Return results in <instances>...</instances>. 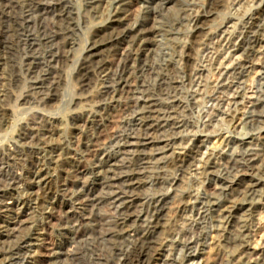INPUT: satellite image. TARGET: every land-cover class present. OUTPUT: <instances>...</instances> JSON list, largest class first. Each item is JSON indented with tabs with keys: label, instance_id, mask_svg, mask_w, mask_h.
Segmentation results:
<instances>
[{
	"label": "rangeland",
	"instance_id": "obj_1",
	"mask_svg": "<svg viewBox=\"0 0 264 264\" xmlns=\"http://www.w3.org/2000/svg\"><path fill=\"white\" fill-rule=\"evenodd\" d=\"M26 4L0 0V264H122L163 201L179 207L152 264H231L217 233L241 215L229 223L221 204L253 169L230 158L264 152V64L251 50L264 0ZM111 36L113 61L97 68L90 50ZM259 192L248 261L264 259Z\"/></svg>",
	"mask_w": 264,
	"mask_h": 264
},
{
	"label": "bare ground",
	"instance_id": "obj_2",
	"mask_svg": "<svg viewBox=\"0 0 264 264\" xmlns=\"http://www.w3.org/2000/svg\"><path fill=\"white\" fill-rule=\"evenodd\" d=\"M87 1H88L89 5L91 7H93L98 0H87ZM26 2H28V4H26V5H29V6H32V7L34 5L35 6L36 5L37 6L40 5L39 4V0H26ZM119 19H121V18H119ZM124 19H126V17ZM205 19L206 18L204 16L203 19L201 18V19H199L197 21L196 30H195L197 35L201 34V32L203 31L204 24H205ZM125 23H123V24H125ZM68 29H69V26H68ZM116 38L117 37L114 38L113 36H111L108 39H98V40H96L94 42V44H93V46H92V48L90 50V55H91V57L94 58L93 60L96 61L95 65L97 66V68L99 67L100 69H104L105 67H108V65L113 61L112 58H113V56H115L116 52H114V51L111 52L112 50H111L110 47L113 44L112 42ZM257 40L255 39V43L252 45L251 50L254 51V52H259L262 55L261 62H262V64H264V42L261 41L263 39H261V40L259 39L258 41ZM108 50H111V51H108ZM257 58H259L258 55H257ZM248 62H249V59H248ZM256 62H254V63L257 64ZM252 65H253V63H252ZM91 66H92V62H88V63L85 64V69H83L84 73L82 75V77H84V78H82L83 82H86L85 77H87V75L89 74V71L92 69ZM250 67H252L251 64H250ZM253 67H254L253 69L257 68L256 65H254ZM251 70H252V68H251ZM255 73H257V71ZM255 73L253 74L254 76L256 75ZM251 80H252V78H251ZM122 87L124 88L125 85H122ZM4 113H3L2 116L6 117V115ZM263 116H264V111H263ZM3 125H4V123H3ZM257 143L264 144V139L259 141V142L257 141ZM249 148H251V147H249ZM230 160L232 161V164L233 163L242 162L245 165L247 163V164H249L252 167L253 171L251 173L246 172L243 176L241 175L242 179L244 181V184H245V188H244L245 191L244 192H242L243 190L241 191L243 193L241 198L240 199L239 198L235 199V197L234 198H229L228 197L229 199L226 202H224L223 204H221V212H222V214L227 216V218L229 219L228 220L229 223L231 222L230 221L231 219H233L235 217L237 218L239 215H241V217H238L239 220H237L238 221L237 226H235L234 224L231 223V225L235 226L234 231L231 232V233H229L227 231V229L225 228L224 224L221 222V224H219V225H221L220 226V232H219L220 235L217 233V239L216 240H217V242L223 244V246L226 249L231 250L235 254L236 259L233 260L231 262V264H264V259L263 260H256V261H248L246 259L247 256H245L248 253L247 252V250H248L247 242L248 241L245 240V235L247 233V218H248L247 216L252 211V208H253V205H254L255 201L258 200L262 196L259 191H260L261 187H264V152L257 151L255 149L253 150V148H251V149L246 150L243 154L236 155L235 157L232 156L230 158ZM243 161H245L246 163L243 162ZM207 167H208L207 170H208V172L210 174H213V173L215 174V173H217L218 169H220L219 167H217L215 162H210ZM244 171H246V170H244ZM50 183H52V182H50ZM49 186H51V184H49ZM50 188H53V187L51 186V187H49V189ZM239 192H240V190H239ZM218 193H216V194H218ZM214 194H215V192H214ZM260 199H262V197ZM178 207H179L178 205H177V207H171L169 203L167 204L164 201L158 206L157 211H156V216H155L156 219H155L153 225L150 226V228H149L147 234L145 235V237L143 239H140L136 243L133 254L127 260H125L122 264H152L153 261H155L154 259H155L156 255H157V253L159 252V250L161 249L160 247L163 244V241L165 242L164 236H160V233L165 228V226H166L165 224L170 221V216L169 215H171V214L168 212V210H171V209H174V208H178ZM219 208H220V206H219ZM129 215L131 216V214H129ZM249 219H250V216H249ZM219 220H223V219H220V217H219ZM226 226H228V225H226ZM163 232L164 231H162V233ZM43 236L44 237L40 240L42 242V244H41L42 247L39 249L38 254H37L38 255V260H40V262L42 261V258L48 252L50 253L54 249L53 248L54 245L51 244L50 247H47V245H46V242H48V240H50V241L53 240L52 234L49 233V228L47 229L46 233ZM225 251H224V253H225ZM225 255L227 256V254H225ZM231 259H232V257H231Z\"/></svg>",
	"mask_w": 264,
	"mask_h": 264
}]
</instances>
